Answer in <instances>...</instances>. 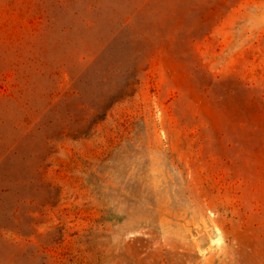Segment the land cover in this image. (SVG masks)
I'll return each mask as SVG.
<instances>
[{
  "label": "rangeland",
  "instance_id": "rangeland-1",
  "mask_svg": "<svg viewBox=\"0 0 264 264\" xmlns=\"http://www.w3.org/2000/svg\"><path fill=\"white\" fill-rule=\"evenodd\" d=\"M0 264H264V0H0Z\"/></svg>",
  "mask_w": 264,
  "mask_h": 264
},
{
  "label": "trees",
  "instance_id": "trees-1",
  "mask_svg": "<svg viewBox=\"0 0 264 264\" xmlns=\"http://www.w3.org/2000/svg\"><path fill=\"white\" fill-rule=\"evenodd\" d=\"M118 102V101H117Z\"/></svg>",
  "mask_w": 264,
  "mask_h": 264
}]
</instances>
